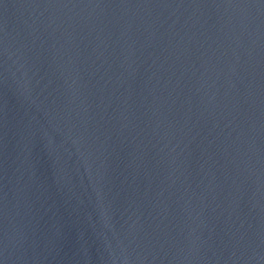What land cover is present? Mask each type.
I'll list each match as a JSON object with an SVG mask.
<instances>
[{"label": "water", "instance_id": "obj_1", "mask_svg": "<svg viewBox=\"0 0 264 264\" xmlns=\"http://www.w3.org/2000/svg\"><path fill=\"white\" fill-rule=\"evenodd\" d=\"M0 264H264V0H0Z\"/></svg>", "mask_w": 264, "mask_h": 264}]
</instances>
